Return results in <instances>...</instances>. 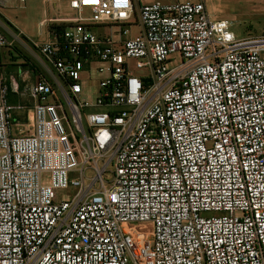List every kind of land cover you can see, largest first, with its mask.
<instances>
[{"label":"built area","instance_id":"2783aa9c","mask_svg":"<svg viewBox=\"0 0 264 264\" xmlns=\"http://www.w3.org/2000/svg\"><path fill=\"white\" fill-rule=\"evenodd\" d=\"M60 1L43 42L0 32L41 72L26 105L0 77V264H264V35L207 0Z\"/></svg>","mask_w":264,"mask_h":264},{"label":"rangeland","instance_id":"374dc122","mask_svg":"<svg viewBox=\"0 0 264 264\" xmlns=\"http://www.w3.org/2000/svg\"><path fill=\"white\" fill-rule=\"evenodd\" d=\"M155 1L175 2L186 0H137V8L141 4H150ZM207 8L212 17L217 20L226 19L231 22V30L235 33L237 38L245 39L250 37H258L264 35V0H207ZM5 17L0 15V32L11 41V30L7 22L11 26L17 27L24 33L28 40H33L37 43L43 42L48 35V25L41 26V22L49 18H63L75 17L76 13L73 11L68 2L60 0H25L21 3L19 0H12L3 10ZM87 15V12H85ZM137 15L134 14L132 22L134 25L131 28V35L137 36L139 27L136 25ZM118 30L119 27H114ZM31 46L27 40H22L14 43L12 46L4 48L0 54L1 62L7 65L10 53L13 51L21 58H29L30 51L25 46ZM178 63H181V57L175 55L174 57ZM135 60L130 61L135 73H142L144 70L135 68ZM7 69V68H6ZM4 71H6L4 69ZM85 91L90 98V101H95L99 91V80L96 75L89 78L85 86ZM75 189L70 188L66 191H60L59 196L67 199H72L75 194Z\"/></svg>","mask_w":264,"mask_h":264},{"label":"crops","instance_id":"0c3cea01","mask_svg":"<svg viewBox=\"0 0 264 264\" xmlns=\"http://www.w3.org/2000/svg\"><path fill=\"white\" fill-rule=\"evenodd\" d=\"M2 9L0 11V14L5 17V14L3 13ZM6 18V17H5ZM8 23V22H7ZM15 27V26H13ZM17 30H19L17 27H15ZM22 35L24 36V33L19 30ZM26 38V37H25ZM27 39V38H26ZM1 55L0 54V62H1ZM9 62L7 65H4L0 63V77H4L6 80V84L9 86V92H8V100L13 105H26L27 102L23 97L20 96L18 92H16L13 89L11 78H16L19 82L20 91L21 90H29L30 86L33 85L39 78L40 71H38L35 67V70L32 71L30 69H24L21 65L24 63L23 59H19L18 54H15L13 51L10 53V57L8 58ZM7 68V69H6ZM4 69L6 71H4ZM29 79V80H27ZM24 80L26 82H24Z\"/></svg>","mask_w":264,"mask_h":264},{"label":"trees","instance_id":"16d2710c","mask_svg":"<svg viewBox=\"0 0 264 264\" xmlns=\"http://www.w3.org/2000/svg\"><path fill=\"white\" fill-rule=\"evenodd\" d=\"M13 27V26H12ZM19 59H23V61H24V63L21 65L24 69H30V70H32V71H34L35 70V65H34V63L28 58H21L20 56H19Z\"/></svg>","mask_w":264,"mask_h":264}]
</instances>
